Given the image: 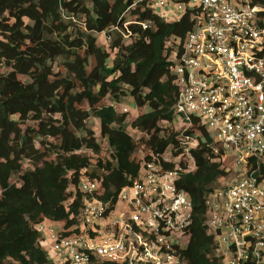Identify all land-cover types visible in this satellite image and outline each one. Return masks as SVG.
I'll list each match as a JSON object with an SVG mask.
<instances>
[{
  "label": "trees",
  "instance_id": "1",
  "mask_svg": "<svg viewBox=\"0 0 264 264\" xmlns=\"http://www.w3.org/2000/svg\"><path fill=\"white\" fill-rule=\"evenodd\" d=\"M133 2L0 0V264H51L35 225L45 219L65 221V227L75 222L81 197L76 193L65 202L81 175L101 180L105 199L131 183L140 159L133 157L137 145L126 131L128 125L141 134L148 149L145 158L161 159L160 154L176 144L169 125L177 87L163 56L164 41L172 35L184 37L192 21L188 14L178 21H165L142 3L126 11ZM252 4L264 8V0H252ZM63 12L75 16L79 24L84 22V27L71 30L72 21ZM125 15L139 22L152 21V27L124 26ZM102 32L108 48L115 51L111 65L107 64L109 53L96 45L93 35ZM56 59H62L67 75L53 71ZM90 59L93 65L87 70ZM19 75L29 80L22 81ZM127 94L138 109L148 107L129 123V112L98 105L106 96L119 102ZM83 103L88 109L82 108ZM89 110L111 149V160L103 164L97 159L92 172L88 171L90 155L100 150V143L87 127ZM200 130L209 142L208 134ZM47 138L57 143H48ZM44 144L52 146L54 157H46ZM191 152L196 167L177 181L193 204L182 256L185 264H221L205 225L203 201L224 172L205 144ZM14 175L16 183L11 181ZM256 176L264 178V163Z\"/></svg>",
  "mask_w": 264,
  "mask_h": 264
},
{
  "label": "built area",
  "instance_id": "2",
  "mask_svg": "<svg viewBox=\"0 0 264 264\" xmlns=\"http://www.w3.org/2000/svg\"><path fill=\"white\" fill-rule=\"evenodd\" d=\"M136 3L168 22L184 14L192 21L163 49L177 87L169 125L177 142L161 159L142 157L136 177L115 197L105 199L101 180L81 175L65 202L80 195L75 222L36 224L40 244L49 241L51 264H185L193 204L177 181L194 171L191 151L205 144L224 172L216 181L231 166H244L239 178L214 184L204 197L213 251L221 264H264V178L256 176L264 163V8L252 0H134L126 11ZM129 23L153 24L123 25Z\"/></svg>",
  "mask_w": 264,
  "mask_h": 264
},
{
  "label": "rangeland",
  "instance_id": "3",
  "mask_svg": "<svg viewBox=\"0 0 264 264\" xmlns=\"http://www.w3.org/2000/svg\"><path fill=\"white\" fill-rule=\"evenodd\" d=\"M110 3H112L114 0H109ZM165 10V9H164ZM159 11H162V9H159ZM81 15L78 18V20L81 19ZM132 19V17H128L125 15V20H129ZM75 28H82L81 24L77 23V22H72L71 25V30L75 31ZM115 31L111 32V35L114 36ZM93 35L96 38V45L102 47L104 50H106L109 53L108 59H107V64L111 65L113 62V58L115 57V51H113L112 49H109V41L106 39L107 36L105 33H93ZM127 35V34H126ZM127 39V36L125 37ZM93 65V60L90 59L89 65L86 68L87 70H90V68ZM53 71L54 72H60L63 75H67V72L62 64V59H56L53 62ZM20 80L22 81H28L29 78L27 76H23V75H19L18 77ZM98 105H114L116 110L120 113L122 111V108H128L129 113L127 114V122L129 123L134 116H136V114L138 112H142V111H147L148 107H143L142 109H138L133 101V98L127 94L124 96L120 97L119 102H115L110 96H106L105 98H103L100 103ZM87 103H83L82 104V108H87ZM90 116L87 119V127H89L90 129H92V131L94 132V137L95 139L100 143V150L98 152H91V157H92V162L90 164V167L88 168L89 172H92L93 168L95 167L94 164L96 163L97 159H100L102 161V163L104 164L105 161L107 160H111V149L108 147V145L106 144L105 140L102 139L99 135V121L97 118H95L91 111L89 110ZM26 125H35L34 121H26L25 122ZM126 131L131 134L134 138V140L136 141V151L133 154V157L138 161L139 159H141L142 157L146 156L148 153V149L147 146H145L144 141L140 139L141 134L136 131L133 130L131 128L130 125H128L126 127ZM48 143H53L56 144L57 141L55 139L52 138H47ZM41 149H45L47 151V155L46 157H54V152L52 150V146H50V144L45 145L41 147ZM24 167H29L28 164H25ZM244 171V166L243 165H233L228 169V172L226 175L223 176V178L221 180L216 181L214 184L219 186L222 184L227 183L229 180L231 179H235V178H239L241 176V174ZM103 172V170H102ZM11 181L16 183L18 182V177L16 175L12 176ZM42 248L47 251L50 252V243L49 241H45L41 244Z\"/></svg>",
  "mask_w": 264,
  "mask_h": 264
},
{
  "label": "crops",
  "instance_id": "4",
  "mask_svg": "<svg viewBox=\"0 0 264 264\" xmlns=\"http://www.w3.org/2000/svg\"><path fill=\"white\" fill-rule=\"evenodd\" d=\"M134 117H135V116H134ZM53 222H54L53 224H55V225H56V224H57V225H61V224H62V223H61V222H59V221H58V222H56V221H53Z\"/></svg>",
  "mask_w": 264,
  "mask_h": 264
}]
</instances>
